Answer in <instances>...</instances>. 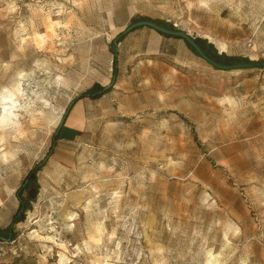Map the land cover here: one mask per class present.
<instances>
[{
    "label": "rangeland",
    "instance_id": "obj_1",
    "mask_svg": "<svg viewBox=\"0 0 264 264\" xmlns=\"http://www.w3.org/2000/svg\"><path fill=\"white\" fill-rule=\"evenodd\" d=\"M262 16L264 0H0V235L15 250L0 264H264V67L122 34L162 20L236 59L221 64L259 63L245 42ZM94 83L109 91L78 98ZM67 115L82 129L55 138Z\"/></svg>",
    "mask_w": 264,
    "mask_h": 264
},
{
    "label": "water",
    "instance_id": "obj_2",
    "mask_svg": "<svg viewBox=\"0 0 264 264\" xmlns=\"http://www.w3.org/2000/svg\"><path fill=\"white\" fill-rule=\"evenodd\" d=\"M140 26H147L150 27L158 32H161L163 34H167L170 36L179 37L183 40H185L194 50L195 52L202 57L206 62L210 63L211 65L221 68V69H231V68H241V67H253L255 65L264 66V61L259 63H253V62H241V63H235V64H221L213 59H211L206 53L200 48V46L197 44L195 39L190 36L187 32H184L182 30H173L169 29L165 26H162L155 21L149 20V19H141V20H135L131 22L129 25L126 26V28L122 31V34H125L129 31H131L134 28L140 27ZM116 45V42H114ZM114 55H117V48L114 51ZM113 85V81L110 82L108 85ZM61 125V124H60ZM35 195V191L33 189H30L29 191V197H33ZM28 202V201H27Z\"/></svg>",
    "mask_w": 264,
    "mask_h": 264
},
{
    "label": "trees",
    "instance_id": "obj_3",
    "mask_svg": "<svg viewBox=\"0 0 264 264\" xmlns=\"http://www.w3.org/2000/svg\"><path fill=\"white\" fill-rule=\"evenodd\" d=\"M156 22H158L159 24H161V25H163V26H166L167 28H169V29H173V30H176V28L171 24V23H169V22H166V21H162V20H156ZM160 33V32H159ZM160 34H162V33H160ZM162 35H165V36H168V37H170V35H167V34H162ZM196 40V42L198 43V45L200 46V48L209 56V57H211L212 59H215L216 61H220L221 62V60L223 59V60H228V62H236L235 60L236 59H231V58H227L226 56H224V55H218V54H216L215 53V51L214 50H211L209 47H207V46H205V42H204V40H201V39H199V38H196L195 39ZM194 51V50H193ZM195 52V51H194ZM231 60V61H230ZM233 60V61H232ZM243 61H248V59H244ZM116 64H117V60H116V56H115V58H114V64H113V66H114V72L116 71ZM262 67H264V66H262ZM107 91H109V89L108 88H105L104 86H102V85H100L99 83H94V84H92L88 89H86L84 92H82L81 94H79V96H78V98H82V97H86V96H89V97H91V98H93V99H95V98H98V97H100L102 94H104V93H106ZM65 118V117H64ZM63 118V119H64ZM60 129H61V127L56 131V133H55V135H54V137L56 138V137H58V135L60 134L59 132H60ZM37 170H39V167H38V165H35V167L34 168H32L31 170H30V172H29V176H27L28 178V181H34L35 180V172L37 171ZM21 205L22 206H24V204H22L21 203ZM6 235H9V234H11L10 233V230H9V232H7V233H5ZM0 237H2L1 235H0Z\"/></svg>",
    "mask_w": 264,
    "mask_h": 264
},
{
    "label": "built area",
    "instance_id": "obj_4",
    "mask_svg": "<svg viewBox=\"0 0 264 264\" xmlns=\"http://www.w3.org/2000/svg\"><path fill=\"white\" fill-rule=\"evenodd\" d=\"M261 27L264 29V16L261 18ZM245 45L252 49L254 46L258 45L259 46V51H260V57L264 59V37H262L260 40L257 38V34L255 32L246 39ZM13 242L14 240H11V238H4L0 237V257L5 256L10 250L13 252ZM7 245H10V250L7 247Z\"/></svg>",
    "mask_w": 264,
    "mask_h": 264
},
{
    "label": "crops",
    "instance_id": "obj_5",
    "mask_svg": "<svg viewBox=\"0 0 264 264\" xmlns=\"http://www.w3.org/2000/svg\"><path fill=\"white\" fill-rule=\"evenodd\" d=\"M257 46V49L259 50V46ZM256 46H254L252 49L256 48ZM82 123H80L79 121L75 120L73 117L71 116H66L61 123V129H60V136L64 135V133H71L72 135H75L76 132H79L82 129ZM7 217L6 214L3 215V221H7Z\"/></svg>",
    "mask_w": 264,
    "mask_h": 264
}]
</instances>
